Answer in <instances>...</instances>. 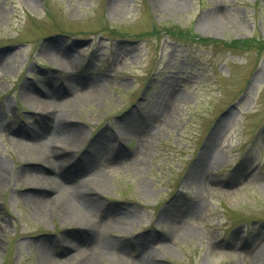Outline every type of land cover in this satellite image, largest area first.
<instances>
[{"label": "rangeland", "instance_id": "1", "mask_svg": "<svg viewBox=\"0 0 264 264\" xmlns=\"http://www.w3.org/2000/svg\"><path fill=\"white\" fill-rule=\"evenodd\" d=\"M164 1L0 0V264H78L68 241L95 264H134L142 249L150 264H264V0ZM67 80L55 109L84 131L75 166L121 140L96 159L104 187H91L89 220L113 242L102 255L15 179L44 169L16 143L44 109L26 89ZM208 144L215 157L198 173Z\"/></svg>", "mask_w": 264, "mask_h": 264}, {"label": "bare ground", "instance_id": "2", "mask_svg": "<svg viewBox=\"0 0 264 264\" xmlns=\"http://www.w3.org/2000/svg\"><path fill=\"white\" fill-rule=\"evenodd\" d=\"M164 2H167L171 8L176 10L180 9L183 5L182 0H165ZM217 20V15L210 19L214 24L217 23ZM55 56L56 61L63 64L61 55L55 54ZM71 87V83L67 80L62 86L45 87L43 88L44 90L40 89L37 85H33L31 89L30 87L26 89V97L36 104L40 103L44 109L39 114L40 120L37 121V127H25L24 131L18 132L21 135L16 137V143L23 145L25 143L23 141H29L27 147L31 150V155L35 158L37 157V160L44 164V169L42 171L26 170L21 173L18 172L15 179L18 182L23 180V183H28L34 188L32 193L27 194V198L31 199L34 207L41 214L52 213L54 210L62 222L75 224L95 235L97 238L96 245L98 244L101 248L100 254L102 255L110 251L113 242L107 238L105 228L97 226L89 220V208L95 203V190L91 187L97 186L100 189L104 187L106 175L96 165V159L107 155L109 156L121 140L118 138L116 141L113 140L114 142L112 143L110 140H106L104 144H101V148L94 147L92 149L89 147L86 151L84 161L80 165L75 166L76 164H74V160L72 161L73 158L71 156L75 153L74 150H77L82 144L84 131L79 126L69 125L68 122L70 120L63 114H59L55 109L56 96H60L64 92H69ZM38 94L48 98L46 100L41 99ZM36 109H38V106ZM53 146L55 149H53ZM119 154H121L120 149ZM212 157H215V153L212 151V146L208 144L202 152L197 164L200 165L196 171L203 173L206 165L210 164ZM216 159H218V156ZM74 171H77L78 174L72 175ZM49 172L52 175L46 174ZM79 174L86 176L82 180H76L75 184H71L72 186H68L67 182L75 179ZM5 176V165L0 162V185ZM53 192L56 195H49V193ZM113 222L117 226L122 224V227L132 225L124 216L115 217ZM66 245L68 248H77V252L71 258L78 259V264H95V253H83L81 255L80 252L82 250L77 244L68 241ZM139 256L140 258L134 264H150L155 258L143 249Z\"/></svg>", "mask_w": 264, "mask_h": 264}, {"label": "trees", "instance_id": "3", "mask_svg": "<svg viewBox=\"0 0 264 264\" xmlns=\"http://www.w3.org/2000/svg\"><path fill=\"white\" fill-rule=\"evenodd\" d=\"M206 41L210 42L207 39L202 41V42H206ZM250 43H251V40H240V41L233 40L230 43L229 42L224 43V45L227 46V47H235V48L243 47V48H247L248 49V48H250V45H249ZM260 45L261 46H258V47H261L262 50H264V42H260Z\"/></svg>", "mask_w": 264, "mask_h": 264}]
</instances>
